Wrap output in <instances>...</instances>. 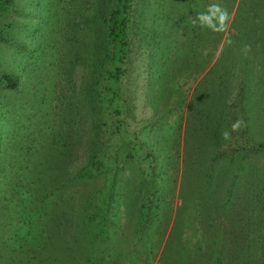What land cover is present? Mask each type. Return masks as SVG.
I'll return each mask as SVG.
<instances>
[{
  "label": "rangeland",
  "instance_id": "1",
  "mask_svg": "<svg viewBox=\"0 0 264 264\" xmlns=\"http://www.w3.org/2000/svg\"><path fill=\"white\" fill-rule=\"evenodd\" d=\"M68 1L75 7L70 0H12L0 13V33L7 36L0 39V71L19 81L8 88L0 80V264H163L169 248L170 264H180V249L169 244L183 204L182 179H189L184 173L193 172L200 223L208 237H224V254L219 258L204 240L184 264H264V118L250 116L253 123L244 134L249 112L243 109L225 142L229 153L202 146L193 171L182 159L186 136L203 144L232 119L230 105L241 90L233 80L218 82L222 73L231 78L225 71L243 65L244 54L237 53L234 62L226 43L235 51L249 47L240 34H249L251 19L239 23L236 15L243 0H210L212 22L206 20L205 1L150 0L173 11L167 17L169 10H157L156 22L148 23L161 37L168 34L172 50L165 61L171 79L159 86L150 78V66L162 73L158 56L148 64L155 48L145 46L150 56L135 38L119 87L125 106L118 113L98 96L109 83L101 47L90 51L91 39L97 46L103 41L101 27L93 28L90 38L86 25L77 30L74 24L71 49L62 55L67 42L61 14ZM142 1L135 17L148 6ZM85 4L75 9L83 11ZM79 19H85L83 12ZM249 43L259 45L255 39ZM256 57L250 65L264 69ZM210 77L226 98L220 100L206 86L212 99L195 113L197 85ZM161 78L166 79L164 73ZM93 80H99L95 89ZM208 150L227 156L212 159ZM57 174L69 180L63 185ZM46 203L57 209L52 212ZM28 204L33 212L56 217L46 251L33 242L35 225L26 239ZM151 211L157 212L156 221Z\"/></svg>",
  "mask_w": 264,
  "mask_h": 264
},
{
  "label": "trees",
  "instance_id": "2",
  "mask_svg": "<svg viewBox=\"0 0 264 264\" xmlns=\"http://www.w3.org/2000/svg\"><path fill=\"white\" fill-rule=\"evenodd\" d=\"M76 7V5L80 2L87 3L83 7V11L79 9H75L73 5L70 4L68 1L67 4L63 7L62 10V25L61 28L64 29V36L65 41L67 42V46L64 50V53L62 54L64 57H66L70 51L72 44V39L75 36V32H72L74 24H77V30L81 29L86 25L85 28H88V30L85 31V33L88 31L87 36H90V38L93 37V28L101 27L102 30V36L103 41L100 43V46H97V44L94 42L93 39L90 41V51L92 53L96 52L101 47V52L103 53L104 60L107 59V64L103 67L104 73L106 79L109 81L104 87V95L101 93L98 96L103 98L105 96V99L108 101L110 105H112L113 109L116 110V112H120L121 108L125 106V100L121 99L120 93H119V87H120V81L121 76L123 75L124 70H127V63L131 58V52H132V46L135 42L134 39L138 38L137 41L139 42V47L143 49V51H147L148 54L151 56L150 50H148L145 46L148 47H154L153 55L150 57L148 64L153 65L150 61L152 57H157L156 61L158 62L159 66L161 67V72L165 74V78H161L162 73L158 72L160 70H157L156 66H150L148 75H150L151 79L154 81H158L159 86L162 84L167 83V80L170 82L169 77L171 75H167L170 73L168 65L166 64L165 59L169 58L167 55V50L171 51L170 45L167 44L165 39H167L168 34H165L163 37H161L159 34L155 32L154 26H149L148 23H155L156 19L159 17V12L157 10L161 11L162 13L168 12L167 17H170L173 14V11H171V7H168L167 9L164 8V4L159 3L156 4L154 1L150 2V0H147L145 2L148 6L144 7L143 10L145 12H141V14H138V17L134 16L135 11L140 7L142 2L139 0H70ZM202 3L205 1V4L203 3V9H205L206 13V20H209L212 22L213 18V7L210 6V0H201ZM12 0H0V13L11 4ZM240 5V6H239ZM238 5V9L236 10V15L239 13L240 20L239 23H244L246 19L249 20V26H250V32L247 35L245 32H242L240 36H243L246 38L244 40L245 44H249L248 50L247 47L243 44L241 45V48L238 47L235 51V49H231V46L233 47V43H226L225 52L229 56H233L232 60L235 62L237 60V53H240V55L244 54V56H240L241 61L243 62V65L236 66V68L233 70L231 68V71H225V72H232V77L228 78L226 77L225 73H222L220 77V82H218V85L221 86L222 83L231 82L234 81V84L238 85V88L241 90L240 94L237 95L236 101L231 102L230 107L232 106L233 110L230 113L232 119L226 121L228 123L227 129L222 128L219 129V133H215L212 137H209L206 139V142L203 144L200 143V140L195 135H188L186 136V139L184 140V148H183V165L190 168L192 171L197 167L196 165V159L200 157L201 153L203 152L202 146H205L206 148L208 146L212 147H221V149L229 153V151L225 148L226 143L230 136L232 135L231 132V126L234 125V121H236L239 117L237 113H241V110H245L246 112H249V119H247L244 122V134L248 133L251 128V124L253 122L252 119H250V116H255V120H259L262 117L264 118V96H263V88H264V69L258 70L257 66L255 64L250 65L249 60H252L254 56L261 57L263 60L258 62L257 65L263 64L264 66V0H243L240 1V4ZM156 6V7H155ZM210 6V7H209ZM204 10L201 11L203 13ZM81 12H83L85 19H79ZM134 12V14H133ZM173 16V15H172ZM47 16H45L46 18ZM149 17V18H148ZM166 18V17H165ZM79 19V20H78ZM84 22V23H82ZM83 25V26H82ZM152 25V24H151ZM2 33V32H1ZM0 33V39H7V36H3ZM203 36V35H202ZM238 36V35H237ZM87 38V37H86ZM88 38V39H90ZM255 39L259 42V45L257 44H250L249 40ZM202 43H206V39L202 37ZM142 46V47H141ZM145 47V48H143ZM172 48V45H171ZM100 51V50H99ZM169 53V52H168ZM75 54V53H74ZM92 56V55H91ZM256 57V58H257ZM102 59L100 65L103 66L105 61ZM22 62V61H20ZM64 62V59H63ZM164 62V64L162 63ZM23 66V65H22ZM68 69V68H67ZM165 70L168 72H165ZM67 73V72H66ZM69 73H67L68 75ZM251 74V77L249 75ZM69 78V77H68ZM0 80L3 82L8 88H16L18 86V79L12 75L11 73H8L6 71H0ZM152 80H149V87H151ZM93 85V89L99 85V80H93L91 81ZM250 83V84H249ZM96 85V86H95ZM249 85L251 87H249ZM253 85L255 86L253 88ZM206 86L211 90V92H214L215 96H219L220 100H223L226 98L224 95H220L219 89L216 86V83L213 81V77L206 78L203 81H201L197 85V90L199 92L198 97L196 100L193 101V108L195 113H200V108L203 107V105L208 103L210 99H212V95L210 91L207 92L205 89ZM215 89V90H214ZM99 90V89H98ZM239 90V91H240ZM219 92V95H218ZM249 92V93H247ZM100 93V92H99ZM257 94V95H256ZM101 95V96H100ZM222 102V101H221ZM206 107V106H205ZM257 116V117H256ZM234 119V120H233ZM229 130L228 136H224V132ZM218 131V130H217ZM251 137V136H250ZM130 143L135 144V141L131 140ZM259 145L258 147L262 146V144H256ZM230 147L232 151L236 150L237 148ZM231 152V151H230ZM219 155H225L222 152H215L214 150H208L207 155H211L212 159ZM206 155V154H205ZM93 157V156H92ZM148 157V154L145 156V158ZM91 163H96V161L92 158ZM214 163V162H213ZM59 171V170H58ZM58 177L61 179L58 181H61V183L64 185L68 180V175H60L57 174ZM184 175L189 178L188 180L182 179V183H185L186 186L182 187L184 193L182 194V205L181 207H178L179 214L176 218V221L172 225L173 231L170 238V247L179 248L180 250L177 251L178 260L179 263L184 264L185 261L190 259L194 254V251L196 249V246H200V241H207L208 246L211 250H213L216 255L220 258L223 256V246H224V237L221 234H216L214 237H208L205 233L206 230L200 223V212L198 208L196 207V196L200 194V189L195 188L196 182L192 180V178L196 177V173L192 174H186ZM67 176V177H66ZM212 178V176H211ZM57 182V181H56ZM59 183V182H57ZM209 188V187H208ZM146 191H149L146 190ZM46 205L53 210H56V206H49L48 203ZM31 204H28L26 207V211L24 212V215H26V227L28 226V229H26V239L28 240L31 233V225H35L36 232L35 237L37 238L34 243L37 242L42 245V249L46 251V249H49L51 244V238L53 236V231L55 228V221L56 217L52 214L44 213L45 210H43V213L39 212L38 210H35L37 212H33V209L30 207ZM145 206V207H144ZM142 206L143 212L146 210L147 205ZM62 210V209H61ZM151 210V209H150ZM177 211V213H178ZM51 212V211H50ZM34 213V214H33ZM67 214V211H65ZM64 214V213H63ZM151 216L156 219L158 218L157 212L151 211ZM32 215H34L32 217ZM58 215V213H57ZM35 222L34 224L31 223ZM60 225L59 223H57ZM56 224V227H57ZM64 231L67 229L68 225L64 223ZM230 230V228H229ZM221 232L224 233V230L222 229ZM221 236V237H220ZM220 237V238H219ZM226 238V237H225ZM235 238V244H237L238 240L236 239V235H234ZM12 239V238H11ZM172 249H168L166 251L165 257L163 259V264H170V253ZM191 255V256H190ZM45 258H50L51 256H44ZM189 264V263H187ZM191 264V263H190Z\"/></svg>",
  "mask_w": 264,
  "mask_h": 264
},
{
  "label": "clouds",
  "instance_id": "3",
  "mask_svg": "<svg viewBox=\"0 0 264 264\" xmlns=\"http://www.w3.org/2000/svg\"><path fill=\"white\" fill-rule=\"evenodd\" d=\"M201 19H203V17H201ZM233 127H235V125H233ZM224 136H225V137L228 136V132H227V131L224 132Z\"/></svg>",
  "mask_w": 264,
  "mask_h": 264
}]
</instances>
